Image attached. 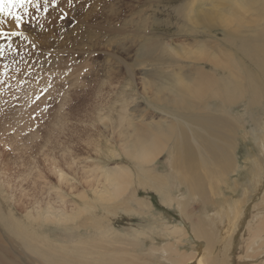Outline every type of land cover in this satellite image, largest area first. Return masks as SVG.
<instances>
[{"label": "rangeland", "instance_id": "obj_1", "mask_svg": "<svg viewBox=\"0 0 264 264\" xmlns=\"http://www.w3.org/2000/svg\"><path fill=\"white\" fill-rule=\"evenodd\" d=\"M233 1L31 0L26 13L16 9L19 26L0 14V230L22 260L14 263L39 264L40 257L9 232L3 221L10 210L27 221L28 233L48 244L31 243L44 255L41 264H115L117 257L119 264H179L180 253L192 247L206 253L208 264H264V102L251 106L242 98L223 109L205 93L204 112L230 116L235 125L229 172L216 164L213 170L175 161L176 169L168 142L150 164L138 165L123 153L136 129H165L172 116L163 102L198 82L188 79L197 68L212 71L213 65L216 77H228L222 56L219 65L208 63L218 53L230 59L232 41L226 37L264 33V7ZM190 10L196 13L192 22L186 17ZM234 16L240 25L223 22ZM242 40L235 41L237 47ZM206 50L209 56L200 59ZM119 170L129 171L138 184L146 171L164 181L151 189L133 183L124 197L108 202L98 194L106 188L98 192L102 186L95 181L102 172ZM195 171L203 175L198 172L199 188L188 179ZM47 203L66 211V222L26 219V212L35 215L37 205L45 210ZM210 213H216L218 226L217 219H207ZM195 227L208 236L196 238Z\"/></svg>", "mask_w": 264, "mask_h": 264}, {"label": "bare ground", "instance_id": "obj_2", "mask_svg": "<svg viewBox=\"0 0 264 264\" xmlns=\"http://www.w3.org/2000/svg\"><path fill=\"white\" fill-rule=\"evenodd\" d=\"M241 1L242 0H235L233 2L238 5ZM245 1L247 3V6L249 8H252V9L255 7L258 9L257 5L264 7V1H262V0H245ZM259 11L260 10H258V12ZM258 12H256V13H258ZM260 12H259V14H260ZM195 14L196 13L194 11L190 10L188 12V14L186 15L187 20L190 21L191 15L193 16ZM232 18L233 17H231V19H228V18L224 17L223 22L225 24H227L229 22L230 23L233 22L236 25L241 24V21L238 17L234 16V19H232ZM190 22H192V21H190ZM207 29H209V28H207ZM2 30H4V29L0 25V31H2ZM192 32H194V31H192ZM206 33H208V32H206ZM239 39H243V40L240 43V46L237 47V42H235V41H238ZM226 41H232L228 46L229 48H231V51L229 52L230 59L227 58L224 55V53H218V55H215L212 57L210 56L208 63L217 65L218 64L217 58L219 57V55L222 56L224 59H226V61L224 59H222V60H224L223 69L226 71V76H228V77H226V78H224L222 76L216 77L213 73L214 68H215L213 65H211L212 71H206L204 69V67H203V69L197 68L195 70L196 76L188 78V79L189 80H197L198 82L193 83V85H191V86L189 84H188L189 86L185 84L187 86L186 88H183L182 90H179L178 92H176V90H175V92H176L175 95L172 93L174 95L173 98L171 96H168V97H171L172 99H166V101L163 102L162 108L166 111L170 110L171 112H169V114H171V116H172V119L165 121L166 122V125L164 126L165 129L164 130L160 129L159 125L151 133L136 129L133 132L134 137L130 140H125L126 142L123 143V146L128 147V149H129V150L123 151V153L127 157H129L132 161H135L138 165L150 164L153 161H155V159L166 149L164 144H166L168 142V144H169L168 146L171 147L168 155L174 159V161H173V159H171L173 161L172 165L177 164L176 162H179L178 164H180V165H186V163H188V165L192 164V163L193 164L198 163L199 165H202V166L211 165V167L213 168L214 164H216L215 167H217V165H218L219 168L222 170H225L227 172H229L231 170L230 168L232 166L231 165L232 160H231L230 154H231V151L233 150V147H234L233 146L234 139H235L234 135L236 132L232 129L235 128V125H231L228 122V121L232 122V117H230V116H227L226 118H224V117L209 115V114H206L204 112L205 105H203V102H205L204 99L206 98L205 93L209 91L210 95L208 97L218 98V100L221 104L220 107L223 109L226 107V105L236 104V102H238L240 99L242 100V98H247L248 104L251 106H258V105H261V102H264V33L263 34L257 33L256 35H253L249 38L248 37L245 38L243 36H241V37H238V36L229 37L228 36V37H226ZM149 52H151V51H149ZM209 53H210V51H208V50L201 51L199 53V56L201 54H204L205 57H207V56H209ZM237 55H238V57H236ZM202 57L203 56H200V59ZM230 60H233L236 63H232ZM243 60H246V61H243ZM248 70H249V75L247 78H245V74H246V72H248ZM176 82H178V80ZM205 83L207 86H209V88L208 87L206 88ZM185 85H183V86H185ZM170 87H172V86H170ZM205 88H206V90H205ZM167 90H168V88H167ZM27 91H28V89H27ZM171 91L173 92V90H171ZM170 94H171V92H170ZM23 96H25V95H23ZM158 103H159V101H158ZM23 107H25V106H23ZM222 112L225 113L224 111H222ZM184 115H189V116L184 118L183 117ZM25 124H26V121L23 125L24 127H25ZM135 134H136V136H135ZM157 134H159V135H157ZM161 136H162L163 140H161V138L159 140V137H161ZM149 142L152 143V145L149 146ZM256 159H258V158L256 157ZM169 163H171V162H169ZM192 165H190V168L193 167ZM176 167L179 168L178 166L175 165V168ZM186 168L187 167H185V169ZM196 169L198 170L200 168L196 167ZM214 169L215 168H213V170ZM208 170H209V168H208ZM216 170H218V169H216ZM149 171H150V169H149ZM183 171L185 172V170H183ZM205 171H207V170L205 169ZM205 171H204V173H205ZM146 172H147V175H146V180L144 182L138 184L139 179L136 178L137 182H135V183L138 185H134L135 183L132 182V180H133L132 175L127 170H124V171L119 170V171L113 172V173H103L102 172L99 174V177L101 175L100 179L104 181V184H102L101 180H98V179H96L97 181H95V182H97L96 184L98 185V187L102 186V187H100L101 189L99 188L98 192H101V190L103 188H106V189H104V191L102 190L103 191L102 194H100V193H98V194L102 197V199H106L108 202H112V201L118 200L120 197H124V193H126L128 186L134 185L136 187L137 186L141 187V186L147 185L146 188L149 187L148 189H151L154 187H156V188L159 187L160 185L158 183L161 181L162 182L164 181V180H162L161 175H158L156 173H154V175H151L148 171H146ZM187 172H189L188 169H187ZM187 172H186V174H187ZM198 172L200 173V171H198ZM198 172L196 173V171H195L193 173L192 177H188L189 176L188 174L187 175L184 174V175H186L185 176L186 178L187 177H188V179L191 178L192 185L195 184L196 187L198 186L197 184L200 185V183H201V179H200L201 173L198 175ZM219 172H221V171H219ZM206 173H208V172H206ZM59 175H62V173H59ZM157 176H160V177H157ZM186 178L185 179L182 178V179L186 180ZM202 178H203V175H202ZM252 178H253V176H252ZM210 182L211 181L209 179V183ZM213 182H215L214 179H213ZM188 183H185V181L183 182V184H186V185H184L186 188H187ZM45 184H46V182H45ZM206 185L208 186V184H206ZM190 186L188 188H190ZM200 186H198V188ZM213 187H214V184H213ZM198 188H196V190L194 188V191L198 192L199 191ZM214 188H213V192H214ZM203 189H204V191L207 190L204 187L202 188V190ZM96 190L97 189H95V191ZM192 191H189V192H192ZM55 193H57V192H55ZM211 193H210V195H211ZM208 194H209V192H208ZM214 195L215 194L213 193L212 198ZM194 196H197V195L195 194ZM194 196H192V197H194ZM201 196H202V194H201ZM205 196L207 197V194ZM60 197H62V196L59 195V200H60ZM181 197L182 196H180L178 198L181 199ZM206 197H204L205 199L203 197L201 199H203L209 203L210 201L206 200ZM210 199H211V197H210ZM57 200L58 199L56 198V201ZM63 200H62V202H63ZM263 200H264V196H263ZM60 201H59V203L61 204ZM180 201H182V200H180ZM211 202H212V199H211ZM186 203H187V201H186ZM186 203L180 202L179 203L180 207L183 208L182 205L184 204V206L186 208V205H187ZM53 204H56V203H47L45 206V210H44V208L40 207L41 205L40 206L37 205L36 214L33 215L32 214L33 212L32 213L26 212V214H25L26 219L29 221H33V222H36V221H44V222L56 221L57 223L66 222V217L70 216V215L66 214L65 213L66 211L60 212L61 210H57L58 208H56ZM83 209H85V208H83ZM83 209L81 211H83ZM184 210L185 209H183L182 211L184 212ZM58 211L60 212L59 214L57 213ZM70 214H72V213H70ZM207 217H208L207 219H210L213 221L215 219H217L216 213H210L207 215ZM3 222H5V223H7V225H9L8 230L10 233L15 235L19 240L23 241L28 247L31 248L32 254L36 255V253H39V257H40L39 264H41L40 260L42 261V257L44 258V255L41 256V254H43V253L40 254V252L34 250L32 248L31 243H34V244L38 245L39 247L41 246V248H43L42 246L43 245L45 246L47 243L43 244L42 238H41V240H39V237H36L33 234L28 233L27 226H26L27 221L24 223V222L17 220L14 217L12 210L9 211L8 217ZM205 223L207 224V222H205ZM217 224H219L218 219L216 222V226H218ZM200 226L202 228L203 224ZM205 227H206V225H205ZM201 228L195 227L192 229L193 235L198 239H200V236H201V238H203L202 233L204 235L208 236L207 234L204 233V230L202 232H201V230H199ZM261 229L264 231V227H262ZM205 231H206V233L209 232L206 229H205ZM227 232H231V231L229 230ZM211 234H210V236H211ZM231 234L232 233H227V235H230V236H231ZM210 236L208 237L209 239H210ZM5 237L6 236L1 234V230H0V264H18V263H14L12 260H14L16 262H21L22 260H21L20 256L17 254V252H15V248L11 246V244H10L11 242H9L10 238H9V240H7ZM210 240L212 241V239H210ZM213 241H216V240H213ZM92 243L93 244H91V245L94 248L96 246V244L94 242H92ZM208 243H211V242L208 241ZM214 243H216V242H214ZM47 246H48V244H47ZM211 246H209L210 251L213 248V246H212V248H211ZM2 248H3V251H2ZM192 248H193L192 249L193 251H191V253H187L186 251H183L182 253H180V256L178 255L179 260H175V261L179 262V264H208V263L204 262V257H203L206 255V253H205V255H202L203 253H202L201 249H199V248L196 249V247H192ZM226 248H227V246H226ZM47 250H49V249L46 248L45 251H47ZM45 251H43V252H45ZM7 254L9 255V257L6 256ZM130 257L132 258L131 255H130ZM188 257L190 258L189 260L186 259ZM117 258H119V259H118L117 263H115V264H119L121 262V259H120L121 257H117ZM221 258L223 259L224 257H221ZM225 259H227V258H225ZM218 260H220V258ZM35 263H38V262L35 261L34 264ZM129 263L135 264V262H132V260H130ZM22 264H23V262H22ZM82 264H83V262H82ZM86 264H87V262H86ZM137 264H139V263H137ZM225 264H228V262H226Z\"/></svg>", "mask_w": 264, "mask_h": 264}, {"label": "snow or ice", "instance_id": "obj_3", "mask_svg": "<svg viewBox=\"0 0 264 264\" xmlns=\"http://www.w3.org/2000/svg\"><path fill=\"white\" fill-rule=\"evenodd\" d=\"M29 3H31V0H0V14L10 16L19 26L22 17L17 13L16 9H24L26 13V5Z\"/></svg>", "mask_w": 264, "mask_h": 264}]
</instances>
